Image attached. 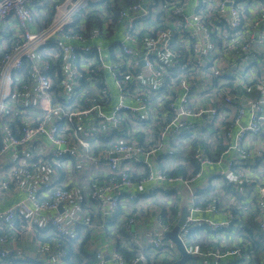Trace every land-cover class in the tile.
I'll use <instances>...</instances> for the list:
<instances>
[{"label": "built area", "instance_id": "1", "mask_svg": "<svg viewBox=\"0 0 264 264\" xmlns=\"http://www.w3.org/2000/svg\"><path fill=\"white\" fill-rule=\"evenodd\" d=\"M49 12L51 22L35 31L36 21L43 22ZM117 35L118 41L105 44ZM255 63L264 65V0H0V160H7L0 166V204L9 190L28 195L24 203L0 209V228L11 226L19 215L58 211L67 204L74 191L69 188L70 159H75L80 166L104 170L88 189V202L105 222L137 201L125 189L152 184L142 193L148 209L160 202L169 211L170 194L187 193L190 215L182 234L208 227L210 237H241L249 211L264 233V185L250 198L242 184L251 186L253 178L227 179L219 172L210 187L196 184L203 167L221 163L228 151L239 155L228 163L230 171L253 160L246 140L263 130L264 89L258 98L243 100L239 87L252 89L244 82L257 80ZM143 73L149 85L140 83ZM90 92L93 99L87 98ZM81 99L88 108L77 107ZM148 112L155 114L153 133L143 124ZM208 127L218 130L225 150L205 138ZM139 131L149 132L150 149L133 142ZM164 159L175 166L165 169L160 165ZM190 162L198 173L185 171ZM47 165L57 171L68 165L64 187L47 179ZM180 167L184 173L171 175ZM204 190L206 197L199 195ZM182 200L175 202L177 209ZM138 208L146 210L142 202L135 213L142 212ZM227 211L225 221L215 220ZM157 213L159 228L148 244L134 241L131 257L113 253L116 264H148L151 254L168 263L181 259L166 238L171 228L161 207ZM135 224V216H129L124 236L116 237L120 244ZM48 227L66 240L75 239L73 227L58 216L49 219ZM9 239L0 234V245ZM180 239L188 254L211 264H230L223 261L227 258L253 263L238 248L239 239L231 251L209 253L196 246L190 250ZM69 255L68 244L57 241V258ZM8 258L10 252L0 247V264H12ZM95 259V264H107L98 251Z\"/></svg>", "mask_w": 264, "mask_h": 264}, {"label": "crops", "instance_id": "2", "mask_svg": "<svg viewBox=\"0 0 264 264\" xmlns=\"http://www.w3.org/2000/svg\"><path fill=\"white\" fill-rule=\"evenodd\" d=\"M61 13L62 11L59 12V14ZM41 21L42 19L37 20L34 24L33 29L35 31H41L44 29L45 25H47V17L44 18L43 22ZM118 36L119 35L115 37L113 36V40L111 36L108 37L105 44L112 45L113 42L118 41ZM263 67L264 65H256V67H254V71L257 76L256 84H259L260 87L258 86L257 89L250 92L248 96H245L243 98V100H253L260 96V88L261 90L264 89ZM150 81L151 79H149V76L143 73L140 79V83L142 85H149ZM46 102L48 106V99L47 101H44V104H46ZM245 103L246 101L242 104L244 105ZM247 119L248 117L245 118L244 123L247 122ZM195 125L200 128L201 123H196ZM221 128H224V126ZM204 130H206V132H208L210 135L208 137L204 136L207 140L214 142H216L217 140L219 149L221 151L226 149L225 144L220 142L222 140L219 139L216 135L218 133L217 129L208 127ZM246 145L248 146L249 152L252 153L253 160L251 161V163H243L239 167V170L235 171L234 169L233 171H230L228 168V163L239 155L236 151H228L227 153H225V156L223 157V161H221V163L203 167V169L200 171L201 174L197 179L196 184L209 185L210 187L211 177L217 176V173L219 172H223V175L227 179H239V177L253 178L254 180L251 186H249L248 184H244V182L242 184V193L251 198L252 195L255 194V192L258 190L259 186L264 185V127L259 136L250 135L246 140ZM50 147L51 144L47 141V151L51 149ZM6 161L7 160L5 158L1 159L0 166L4 165ZM82 162H85L84 158H82ZM160 165L169 170H171L175 166V164H172L170 162V159L162 160ZM67 167L68 165H65L63 168L57 171L53 167H49V165H47V179L49 181L56 180L58 186L64 187V185L69 181V178L67 176V173L61 172V170L66 169ZM180 168L184 170V167ZM180 168L178 169V171H181ZM100 170H98V168H96L95 170L94 167L91 168L89 164H87L85 168L77 169L76 172L72 174L74 191L70 201L64 206L60 207L58 211L34 212L30 216L28 215L29 217L19 215L17 217L18 219L16 218L18 222L16 224L13 223L12 225V229L10 231L12 234L9 241H7L3 245H0V247L8 250L10 252L12 260L14 261L33 262L36 264H72L73 261L77 262L79 260H82V263H88V258H92L94 262L96 261L95 255L98 251L99 253H102L104 255L107 264H116L113 261L112 255L113 253L118 252L119 249L126 250V253L122 254L127 256L128 254H134L133 252H131V250L135 246L134 241L135 243L136 241H138V243H140L141 245H147L152 237L153 232L157 231L159 228L157 212L160 210V204L156 202L150 209H148V205L145 202L146 199H142V193L148 191L152 187V184L140 185L136 184V182V185H134L132 189H125V193L130 192L133 195H137V201L126 204L114 214L111 221L105 222L101 212L89 210L88 202V189L92 184H95L96 182L97 177L95 176V174L100 173L103 174V176L105 174L103 169ZM185 171L193 172L194 174L198 173L199 169L194 163L190 162ZM1 179L2 176L0 174V180ZM185 194L187 195V193ZM27 197L28 195L25 191L9 190L7 192V195H5L4 197V200L1 201L0 209L3 210L9 207L11 208L19 203H24L27 200ZM184 198L185 197H182L181 200ZM140 202L145 205L146 210L138 208L139 210H142V212L135 213L134 208L136 204H139ZM184 203L185 202H183V204ZM187 207H189L188 195ZM130 210L132 212H130ZM250 214H252L251 216L254 217V212L249 211L247 213V224L249 223ZM229 215L230 214L228 211L225 213H221L216 216L215 220L225 221ZM57 216L59 218H62L66 225L73 227L75 231V239L72 240V242L68 243L70 249V258L65 260L57 258V242L55 241L56 237L52 235L54 234L53 230L48 227L49 219ZM129 216H135L136 224L132 227V235L130 237H127V241L124 244H120L116 237L117 235H119L118 232L120 228H122V230L125 232L124 223ZM22 219H24L26 222H23ZM180 219L181 218L179 213V218L176 217V222H174L175 224L172 225L171 231L169 233H171L179 225ZM198 232V237H205L206 241H212V238L204 229H201ZM168 234L166 237L167 240L170 241V244L173 247L178 249L177 245L168 237ZM217 241L225 242V240L223 239ZM229 241L232 242L231 245L233 247L234 244L237 243V238L234 239L231 237ZM261 258H263L262 260H264V257ZM198 259H200V257H198ZM228 259L229 258L224 259L223 261L227 262ZM201 260V263H194L211 264L212 262L207 258ZM161 263L162 260H157L156 258H154L153 254L150 255V262L148 264Z\"/></svg>", "mask_w": 264, "mask_h": 264}, {"label": "trees", "instance_id": "3", "mask_svg": "<svg viewBox=\"0 0 264 264\" xmlns=\"http://www.w3.org/2000/svg\"><path fill=\"white\" fill-rule=\"evenodd\" d=\"M99 13H100V11H98ZM108 18L112 21L114 18L113 17H111V16H108ZM51 20H52V12H49V14L47 15V24L48 23H50L51 22ZM95 25V21H93L91 24H89V29H91L93 26ZM259 61L262 63L263 61L262 60H260L259 59ZM256 65L257 66H260V63H255V64H252V66H254V67H256ZM136 75L138 76L139 75V73L138 72H136ZM168 81H169V78L168 77H166L164 80H163V83H168ZM256 82L257 81H255L254 79L252 80L251 78H249V79H245V82H244V84H248V85H251L249 88L251 89V90H249V91H247V89H242L241 87H239V92H242L241 93V95H243L244 97L245 96H248L249 95V93L250 92H252V91H254L255 89H257V87H258V85L256 84ZM164 90H166V89H164ZM167 91V90H166ZM168 92V91H167ZM153 100H155L154 98H153ZM165 101V100H164ZM166 103H167V101H165ZM82 104H83V101H82V99H81V101H78L77 102V107L78 108H84L83 106H82ZM240 105V104H239ZM73 109H77V108H73ZM169 112V110H167L166 109V113H168ZM146 117V121H144V126L145 127H149V126H153L152 125V121H153V119L155 118V114L153 113V112H148L146 115H145ZM199 123L198 122V120H194V123ZM195 123V124H196ZM89 125V124H88ZM89 127H90V125H89ZM153 129H154V127H152V129H151V131H152V133H153ZM149 135V132L148 131H145V132H143V131H139V132H135L134 134H133V142H136V143H139V144H141L142 145V147L144 148V149H150V147L151 146H153V144H154V141L152 140V137H149L148 136ZM106 142H108V141H106ZM104 144H106L105 142H104ZM194 148L197 146V143H193V145H192ZM96 150H99V148L97 147L96 148ZM70 161H71V170H72V174L74 173V172H76V170L77 169H81V168H85V166H83V165H78L77 164V162H76V160L75 159H70ZM89 166L92 168V167H94V166H92V165H90L89 164ZM94 169L96 170V168L94 167ZM181 169V171H178V169L177 170H175L171 175H180V174H182V173H184V170L182 169V168H180ZM98 170H100V169H98ZM101 171V170H100ZM61 172H65V170L64 169H62L61 170ZM98 173V172H97ZM95 176L96 177H101V176H103V174H100V173H98V174H95ZM134 180H138V178L137 177H134ZM71 187H73V184H70L69 185V188H71ZM125 194V193H124ZM199 195H201L202 197H206V196H208V193H207V191H200L199 192ZM170 197H171V204H172V207H171V209H172V211L170 212V213H168V211L166 210V207H164V213H165V215H167V216H165V222L166 223H169V227L171 228L172 227V225H174L175 223L174 222H176V217H174L173 215H172V213H174V212H176L178 209L175 207V202L177 203L180 199H181V195L180 194H176V193H171L170 194ZM200 200L201 199H199V202H200ZM158 204H162V203H160V202H158ZM170 210V209H169ZM125 213V212H124ZM177 213V212H176ZM175 213V214H176ZM126 215V214H125ZM125 215H124V217H125ZM252 214H250V218H249V223L247 224V226H246V228L242 231V232H240L239 233V236H241V237H232V238H237V239H239L240 241H241V243H240V245L241 246H243L244 245V243L243 242H249V244L247 245V246H245V248H244V252L249 256V254L251 255V257H252V259H253V263L252 264H264V261L262 260L263 258H261V257H264V233L260 230V228H259V226L257 225V223L254 221V217H255V214H254V217L253 216H251ZM169 216V217H168ZM18 217V216H17ZM16 217V218H17ZM168 218L170 219V221H171V223L170 222H168ZM18 219V218H17ZM17 219H15V221L13 222L14 224H16L17 222H18V220ZM22 221L23 222H26L24 219H22ZM13 225V224H12ZM12 225L11 226H8V227H3V228H0V234H2V235H7L8 237H10L11 236V229H12ZM207 233H208V235H212V233H211V231H210V229L209 228H203ZM199 230H197V232H194L193 233V235H195V236H198V232ZM53 232H54V234H52L54 237H56V239H55V241L57 242V241H62V242H64L65 244H68L69 242H72V240H74V239H72V238H70V239H68V240H66L65 238H63V236H61L60 234H58V233H56L54 230H53ZM118 234L119 235H121V236H124V231L122 230V228H120L119 229V232H118ZM243 236H245V237H243ZM125 237H127V236H125ZM212 238V241L214 242V243H216V244H219V242L217 241V240H222L223 238H224V240H225V242L227 243V242H229V243H231L232 244V242H230L229 241V239L231 238V237H211ZM188 239H190V240H194V241H196V239H197V237H188ZM69 247V246H68ZM69 251H70V249H69ZM126 250H124V249H119V251L118 252H120V253H126L125 252ZM134 254H128L127 256L128 257H131V256H133ZM70 258V255H69V257L67 258V259H69ZM157 260H158V256H156L155 257ZM10 263H12V264H36V263H33V262H22V261H14V260H12L11 258H8L7 259ZM73 260H75V259H73ZM228 262L230 263V264H238V262L235 260L234 261V259L233 258H229L228 259ZM95 262H94V260L92 259V258H88V263H82V260H79V261H77V262H72V264H94ZM162 263L163 264H166L167 262H165V261H162ZM161 263V264H162ZM39 264V263H38Z\"/></svg>", "mask_w": 264, "mask_h": 264}, {"label": "rangeland", "instance_id": "4", "mask_svg": "<svg viewBox=\"0 0 264 264\" xmlns=\"http://www.w3.org/2000/svg\"><path fill=\"white\" fill-rule=\"evenodd\" d=\"M93 97H94V92H90L87 98L93 99ZM82 106L84 108H88V105L85 103H83ZM221 182H222V179H221V181H218V188H220ZM185 193L186 192L183 190L182 195L185 198L183 201H181V203L179 205L180 207L176 211L177 213L176 212L172 213L173 216L175 215L174 217L179 218V213H180V218H181L183 211L186 213L187 218L190 215V211H189L190 209H188V207H187V195ZM183 202H185V203L183 204ZM197 204L203 206L202 202L198 201ZM185 206H186V208H185ZM160 207H161V210L164 212L165 205L161 204ZM171 211H172V209H170L168 211V213H170ZM160 214H161L162 218H164V220H165V216H167V215H165V213H160ZM168 222L171 223L169 218H168ZM194 232H197V229L189 232V234H182L181 231L179 233V237L184 239V241L186 242V245L189 247L190 250L193 246L198 247L200 249L199 251H201L202 253H209L211 250H217L218 252H228V251H231L234 249V247H232L231 243H229V242H227V243L226 242H219V244H216L213 242L214 240L209 242V241L205 240V237H200V236L198 237V236L193 235ZM171 237H173V235H171ZM187 237H197V239H196V241H194V240L187 239ZM243 237H245V236H243ZM243 243H244L243 246L239 245V247H238L239 249H241L242 253H244V248H245V246H247L249 244V242H243ZM198 257L199 256H192V258L186 264H195L194 262L201 263L202 262L201 259H203V258L200 257V259H198ZM199 260H201V261H199Z\"/></svg>", "mask_w": 264, "mask_h": 264}, {"label": "water", "instance_id": "5", "mask_svg": "<svg viewBox=\"0 0 264 264\" xmlns=\"http://www.w3.org/2000/svg\"><path fill=\"white\" fill-rule=\"evenodd\" d=\"M186 218L187 215L185 212H183L182 217L179 221V225L171 233L168 234V237L171 239V241H173L177 245V248L181 253V259L177 262L167 264H186L192 258V256L187 253L186 248L179 237L180 228L184 224ZM171 235H173V237H171Z\"/></svg>", "mask_w": 264, "mask_h": 264}]
</instances>
